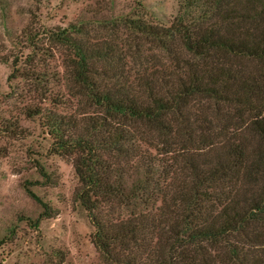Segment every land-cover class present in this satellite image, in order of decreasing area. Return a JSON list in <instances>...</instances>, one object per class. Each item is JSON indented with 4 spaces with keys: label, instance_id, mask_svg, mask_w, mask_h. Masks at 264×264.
Returning a JSON list of instances; mask_svg holds the SVG:
<instances>
[{
    "label": "trees",
    "instance_id": "trees-1",
    "mask_svg": "<svg viewBox=\"0 0 264 264\" xmlns=\"http://www.w3.org/2000/svg\"><path fill=\"white\" fill-rule=\"evenodd\" d=\"M182 1V8L191 3L198 8L194 17L181 10L168 28L133 26L163 48L165 39L176 36L185 55H173L176 71L165 80L157 82V70L142 78L135 86L138 95L134 87L100 86L89 78L91 53L65 29L53 31L56 41L72 48L73 79L101 115L86 117L73 134H66V124L54 117L47 132L58 137V149L78 152L74 198L90 218L92 242L106 260L213 264L210 254H219V263L264 264V72L243 73L227 64L229 58L264 63V0ZM196 96L212 101L216 112L225 106L232 114L225 116L232 121L230 132L225 127L217 131L224 138L218 150H204L212 145L208 127L195 132L184 122L185 107ZM101 132L104 138L96 139ZM244 132L256 139L250 151L240 139ZM134 135L146 143L156 139L172 155L170 161L143 156ZM192 142L200 145L195 152L187 149ZM106 149L122 158L134 152L140 156L134 165L111 166L99 154ZM156 173L170 180L163 190L153 180ZM155 196L160 205L154 211L136 209ZM101 201L131 210L124 219L102 221L96 215Z\"/></svg>",
    "mask_w": 264,
    "mask_h": 264
},
{
    "label": "rangeland",
    "instance_id": "rangeland-1",
    "mask_svg": "<svg viewBox=\"0 0 264 264\" xmlns=\"http://www.w3.org/2000/svg\"><path fill=\"white\" fill-rule=\"evenodd\" d=\"M181 4L182 0H0V264H115L94 246L95 228L74 198L79 187L74 167L78 152L58 149V137L47 132V122L54 117L66 124V134H73L86 117L101 115L73 79L76 58L72 48L51 34L65 29L91 53L88 76L100 86L135 89L152 70L158 72L157 82L165 80L176 71L173 55H185L176 36L165 39L163 48L134 24L168 28L181 10L191 17L197 14L194 3L184 8ZM227 64L243 73L264 72V63L257 60L229 58ZM133 92L141 94L138 89ZM220 109L216 112L212 101L201 96L185 107L184 122L195 132L208 127L207 142L212 145L204 150H218L224 138L217 131L225 127L230 132L232 127V121H225L230 110ZM180 122L172 123V129ZM243 134L240 139L246 151L254 149L256 139ZM104 136L101 132L96 139ZM150 142L135 138L143 156L155 162L170 161L172 155L156 139ZM199 146L192 142L187 149L195 152ZM99 154L107 164L118 167L134 165L140 156L134 152L122 158L107 149ZM128 173L134 177L136 172L131 168ZM153 180L161 190L170 181L159 173ZM41 202L46 204L45 213ZM159 205L155 196L136 209L154 211ZM130 210L114 201H101L96 215L102 221H118ZM145 255L139 254L140 258ZM210 255L213 264H224L218 262L219 254Z\"/></svg>",
    "mask_w": 264,
    "mask_h": 264
}]
</instances>
